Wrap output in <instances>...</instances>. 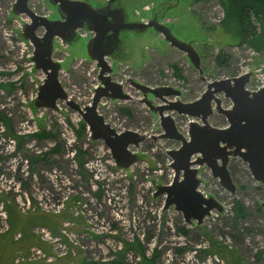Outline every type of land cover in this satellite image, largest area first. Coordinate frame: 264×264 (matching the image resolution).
<instances>
[{
    "label": "rangeland",
    "instance_id": "1",
    "mask_svg": "<svg viewBox=\"0 0 264 264\" xmlns=\"http://www.w3.org/2000/svg\"><path fill=\"white\" fill-rule=\"evenodd\" d=\"M12 1L0 0V84L10 83L12 87L11 90L0 87V112L7 117L9 131L21 138L18 144L16 139L11 142L0 124V198H6L7 205L22 218L31 214L54 216L52 219L59 222L55 221L57 231L64 222L59 218H72L66 235L56 236L67 249L59 257H67L73 264L78 261L139 264L141 258L135 240L147 258L154 253L153 264H216L212 260L215 255L227 264H264V185L252 179L246 164L238 157H229L226 169L233 192L221 188L205 166L197 167L195 172L196 188L219 203L217 211L210 210L200 224H195L185 223L172 206L163 209V195L156 194L154 189L170 180L172 171L167 166L170 158L165 150L174 149L179 143L157 138V118L132 99L141 95L126 83L130 79L168 90L170 96L166 100L189 101L199 96L209 80L247 71L251 77L247 89L252 88L256 78L264 81V50L256 53L245 42L237 44L235 36L220 28L222 12L217 0H114L111 3L124 11L125 21H142L155 15V20L164 24L172 36L191 44L199 55L198 66L202 70L199 74L183 53L166 44L150 28L118 32L119 49L105 59L110 65V79L120 81L132 100L101 99L96 108L115 131L132 130L148 136L137 147H129L135 161L123 168H115L100 141L90 140L85 125L81 136L74 132L79 118L63 103L55 104L53 110L33 105L34 84L43 74L33 69L25 58L29 47L19 32L20 24L26 19L10 12ZM86 1L91 7L105 3V0ZM26 2L36 13L57 17L54 6L46 0ZM251 22L255 24L252 18ZM78 32L87 33V29L82 26ZM88 38L74 32L68 43L55 38L52 41L51 57L59 63L58 83L78 105L89 102L95 76L90 70L93 62L86 56ZM217 52L225 54L223 65L214 59ZM172 66L178 69L179 77L174 76ZM145 97L150 103H160L150 94L146 93ZM121 109H126V113ZM166 114L173 116L172 112ZM185 120L183 116L176 117L174 129L181 133ZM207 122L222 127L226 121L212 113ZM41 129L53 136L29 135ZM51 147L57 150L51 153ZM77 149L81 150L83 162L79 168L69 154ZM33 155L38 157L33 158L32 164L30 159L23 160ZM234 201L243 206L247 215L232 221ZM175 226L183 227L187 233L178 236ZM5 228V212L0 209V233ZM37 228L31 229V234L49 250ZM19 238L20 234L12 240ZM208 241L212 244L206 248ZM217 246L232 251L236 259L230 262L220 257L215 251ZM53 248V253L58 254L56 246ZM177 248L181 249L180 253ZM59 257H53L50 262ZM26 262L44 264L40 260Z\"/></svg>",
    "mask_w": 264,
    "mask_h": 264
},
{
    "label": "water",
    "instance_id": "2",
    "mask_svg": "<svg viewBox=\"0 0 264 264\" xmlns=\"http://www.w3.org/2000/svg\"><path fill=\"white\" fill-rule=\"evenodd\" d=\"M46 1L54 6L57 19L33 13L26 0H13L10 6L12 14L25 15L28 19L20 24L19 36L29 43V61L33 69L43 74L42 80L36 84L33 105L53 110L57 101L63 102L64 107L75 112L86 126L90 140H98L104 145L115 168L128 167L135 161L129 147H137L148 136L132 130L115 131L96 108L101 99L130 98L122 91L120 81L110 79V65L105 59L119 49L118 32H141L150 28L161 35L166 44L183 53L191 67L201 74L199 55L191 44L172 36L164 24L155 20V15L142 21H125L124 11L111 5L114 0H106L97 7H91L86 0ZM82 26L90 33L85 43L86 56L95 65L98 85L91 90L89 102L78 105L66 96L58 83L59 63L51 58V43L54 38L63 43L70 42L74 31ZM249 73L209 80L199 96L189 101L166 100L170 96L168 90L126 79V83L141 94L139 102L157 118V127L161 131L157 138L179 143L176 149L165 150L170 158L167 163L172 171L170 182L156 186L154 191L163 195L162 208L166 210L172 206L185 223L200 224L210 210L217 211L220 207L211 196L203 197L195 189L198 184L195 172L199 166L208 168L210 176L217 179L221 188L233 192L226 162L229 157H238L246 164L252 179L264 185V86L256 90L244 89ZM146 93L160 103L148 102ZM219 97L227 99L230 107L223 109ZM211 110L225 118L223 127L208 124ZM166 112L193 117L198 122L188 123L183 137L174 129L173 119Z\"/></svg>",
    "mask_w": 264,
    "mask_h": 264
},
{
    "label": "trees",
    "instance_id": "3",
    "mask_svg": "<svg viewBox=\"0 0 264 264\" xmlns=\"http://www.w3.org/2000/svg\"><path fill=\"white\" fill-rule=\"evenodd\" d=\"M198 1V0H194ZM216 4L220 7L221 9V21H220V28H222L226 33H231L233 36H235L237 44H247L250 49L253 51L259 52L261 50H264V0H217ZM251 18L255 22H251ZM225 54H221L220 52H217L216 56L214 57L215 61H217L218 64L225 63L226 59L224 58ZM223 65V64H222ZM175 71V77H179V71L176 68H173ZM1 88H9L10 90L12 89L10 83H6L5 85L0 84ZM123 112L126 113V109H121ZM79 121V126L74 130L75 133H77L78 136H81L83 133V127L84 124L82 121ZM0 123L3 125L5 133L7 136L12 137L13 139L20 141V136H16L13 132H10V126L8 124L7 117L4 116L0 112ZM53 128H56V125L54 124ZM30 136H34V138H41V137H52V134H49L48 132H45L43 129H41L38 133H30ZM57 149L55 147H51L49 152L53 153ZM74 151V150H73ZM81 150H75L72 153L73 156V161L76 162V166L79 168L83 162L81 161ZM41 155H44L42 153ZM35 157H38L33 155L32 158L27 157V162H29L28 159H30V164L35 162ZM96 196L97 193H94ZM6 198H0V201H2V209L5 211V219L7 221V228H9V224L11 223L9 215H11V210L16 211L15 209L12 208L11 205H7L5 202ZM231 212L233 213V219H238V218H243L245 217L246 211L243 209V206L238 203L237 201H234V205L231 207ZM46 216V215H45ZM45 216H42L41 214H31L28 216H25V218L21 219V224L19 225L24 228L27 226L29 223H33L35 221H40L42 218ZM54 217V216H52ZM45 219V218H44ZM72 218H59L61 221H68L72 222ZM23 222V223H22ZM20 227V228H21ZM6 228V229H7ZM176 233H178V236L185 235L187 231L183 227H176L175 226ZM209 242V241H208ZM128 243V242H127ZM133 243V242H131ZM123 244H126L124 242ZM135 248H137V252L140 254V261L139 264H153V259H154V253L151 257L147 258L143 252H141L140 249V244L138 243L137 240L134 242ZM212 244V242H209L206 245V248H208ZM40 247V245H38ZM205 248V249H206ZM17 251V250H16ZM176 251L181 252V249L177 248ZM215 251L218 253V255L222 258H224L227 261L230 260H235L236 258L233 254L232 251H228L224 246H217ZM19 252V251H18ZM260 253V252H258ZM156 254V252H155ZM231 262V261H230ZM230 264V263H229Z\"/></svg>",
    "mask_w": 264,
    "mask_h": 264
},
{
    "label": "crops",
    "instance_id": "4",
    "mask_svg": "<svg viewBox=\"0 0 264 264\" xmlns=\"http://www.w3.org/2000/svg\"><path fill=\"white\" fill-rule=\"evenodd\" d=\"M10 214L11 215H9V219L11 223L9 224V228L0 233V264H31L26 261H24L23 263H14V251L18 250L19 254H21L22 256L26 254V251H28L29 246L35 244L36 246L40 245V248H42L46 254L48 247L46 246V244H41L40 242L36 241L35 237H33L30 230L34 227H43L44 229H47L48 232H50L52 235L58 236L59 232L57 231V224L55 221H57V223L59 222L58 220L52 219V217L45 216V219L42 218L40 221L29 223L27 226L22 228L19 225L22 216L20 217V214L14 210H11ZM41 215L44 216L43 214ZM15 233L20 234V238L17 240H12V237ZM65 258L67 257H59V259L57 258L55 262H47V264H73V261L70 262L69 259ZM77 264L82 263L78 261Z\"/></svg>",
    "mask_w": 264,
    "mask_h": 264
},
{
    "label": "built area",
    "instance_id": "5",
    "mask_svg": "<svg viewBox=\"0 0 264 264\" xmlns=\"http://www.w3.org/2000/svg\"><path fill=\"white\" fill-rule=\"evenodd\" d=\"M106 1V0H105ZM29 9L33 12V13H36V11L34 10V7H29ZM37 14H39V15H43V16H45L44 14H42V13H37ZM24 17H25V15H24ZM25 21H27L28 19L25 17ZM80 29H78V30H76V32H77V35H79V36H81V37H88V35H89V32H87V33H85V32H78ZM36 34H38V33H36ZM26 40V39H25ZM57 40H59V39H57ZM22 41H24V40H22ZM25 46V45H24ZM27 46L29 47V51L27 52V54H26V60H27V62L30 64V65H32V63L29 61V56H31V48H30V46H29V43L27 42ZM79 63H81V61L79 62ZM90 70H93L94 72H95V70H94V65L92 64V66H90ZM246 72V71H245ZM258 77H260V78H263V77H261V76H258ZM96 77L94 76V78H92L93 79V83H92V85H91V90L94 88V87H96L98 84H97V82H96V79H95ZM264 79V78H263ZM42 80V79H41ZM40 82V81H39ZM38 82V83H39ZM34 86H35V90H36V85L34 84ZM252 86V88L251 89H256V88H258V87H261V86H264V81L263 80H261V79H259V78H256V82H254V84L253 85H251ZM91 90H89V93H91ZM35 93V92H34ZM34 93H33V96H34ZM33 96H32V98H33ZM63 103V102H61V101H57L56 102V104L57 103ZM54 106H55V104H54ZM48 110V109H47ZM99 112V111H98ZM192 120H197V119H194V118H190V117H186V120H185V122L182 124V129H183V131L181 130V134H182V136L183 137H185L186 136V126H187V124L189 123V122H191ZM61 122H62V120H60ZM1 124V123H0ZM2 125V124H1ZM2 127H3V125H2ZM4 129V128H3ZM159 130V129H158ZM160 130H159V134H160ZM15 133V132H14ZM17 136V135H16ZM8 138L10 139V141L11 142H14L15 141V139H13L12 137H10V136H8ZM177 147V146H176ZM176 149V148H175ZM74 151H71V152H69V154L72 156V153H73ZM193 157L194 156H192L191 157V159H193ZM25 162H27V160H25V159H23ZM170 177H171V175H170ZM169 177V178H170ZM170 180H171V178H170ZM170 180L168 181V183L170 182ZM167 183V184H168ZM195 189H197V188H195ZM200 193H201V190H199V189H197ZM201 195H203V197H205V194L202 192L201 193ZM66 199V198H65ZM64 199V200H65ZM63 200V201H64ZM28 202V201H27ZM26 202V203H27ZM62 203V202H61ZM0 209H2V201H0ZM3 212H5L4 211V209H3ZM210 212V211H209ZM6 215V214H5ZM72 224V222H68V221H64L63 223H62V225L61 226H59L58 227V231H59V234L60 235H66L65 234V230H66V227H67V225H71ZM6 229V228H5ZM37 230H38V232L40 233V235H39V237L41 238V240H43V241H45V243H47V244H49V250H48V254H46L45 255V253L42 251V249H40L39 247H37V246H30L29 248H28V251H26V254L24 255V256H21V254H19V252H18V250L17 251H14V253H13V262H15V263H17V262H22V261H35V260H40L41 262H44V263H46L47 264V262H50L52 259H53V257H55V256H61V255H63L64 253H65V250H67L66 249V247L64 246V244L63 243H60V241H59V238H57V236H52V234H50V233H48V232H44V229L43 228H37ZM14 237L15 238H17V237H19V234L18 233H16V234H14ZM56 246V248H57V251L59 250V253L57 254V253H53V250H54V248L53 247H55ZM194 252V251H193ZM194 254H195V252H194ZM212 260L213 261H215V263L216 264H227V263H224L223 261H221L219 258H216V255L215 256H213L212 257ZM233 264H235V263H233Z\"/></svg>",
    "mask_w": 264,
    "mask_h": 264
},
{
    "label": "flooded vegetation",
    "instance_id": "6",
    "mask_svg": "<svg viewBox=\"0 0 264 264\" xmlns=\"http://www.w3.org/2000/svg\"><path fill=\"white\" fill-rule=\"evenodd\" d=\"M57 18H58V17L51 18V19H57ZM51 58H52V57H51ZM94 70H95V77H96L97 72H96V69H95V68H94ZM95 79H97V78H95ZM96 82H97V81H96ZM97 84H98V82H97ZM128 85L132 88V90L136 91L134 87H132L130 84H128ZM246 89H247V88H246ZM247 90H252V89H247ZM122 91L124 92V90H122ZM124 93H125V92H124ZM136 94H137V91H136ZM138 94H139V93H138ZM140 95H141V94H140ZM131 98H132V97L130 96V98L127 99V100H130ZM132 99H135V100L139 101L141 98H132ZM132 99H131V100H132ZM223 100L226 101V104L221 103ZM113 101L116 102V100H114V99H113ZM139 103H141V102H139ZM219 103H220V105H221V107H222L223 109H225V108H229L230 105H231V103H229L227 99L222 98V97L219 98ZM212 113L214 114L215 111H214V110H211V114H212ZM215 114H217V113H215ZM217 115H220V114H217ZM180 116H181V117H182V116L185 117L183 114H174V113H173L172 118H174L175 121H176V117L179 119ZM210 116H211V115H210ZM221 116H222V115H221ZM185 118H186V117H185ZM174 119H173V120H174ZM224 119H225V118H224ZM225 121H226V120H225ZM225 124H226V123H225ZM225 124H224V125H225ZM224 125H223V126H224ZM223 126H222V127H223Z\"/></svg>",
    "mask_w": 264,
    "mask_h": 264
}]
</instances>
